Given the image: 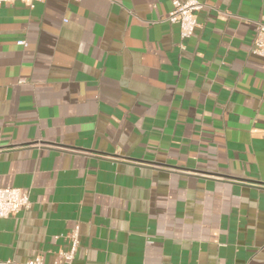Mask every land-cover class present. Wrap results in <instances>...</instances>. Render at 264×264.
<instances>
[{"label": "crops", "instance_id": "0c3cea01", "mask_svg": "<svg viewBox=\"0 0 264 264\" xmlns=\"http://www.w3.org/2000/svg\"><path fill=\"white\" fill-rule=\"evenodd\" d=\"M172 1L0 5V262L264 264V0Z\"/></svg>", "mask_w": 264, "mask_h": 264}, {"label": "built area", "instance_id": "2783aa9c", "mask_svg": "<svg viewBox=\"0 0 264 264\" xmlns=\"http://www.w3.org/2000/svg\"><path fill=\"white\" fill-rule=\"evenodd\" d=\"M42 3L45 0H0V5L12 4L15 2ZM203 6L196 0H187L183 3L174 0L172 1V10L167 17L170 24L177 25L181 40L190 38L198 28L196 13ZM24 42H19L18 45L23 46ZM253 54L264 59V25L257 26L256 37L253 42ZM29 192L27 190L6 187L0 188V219H7L15 216L21 211L29 208ZM69 250L59 252L53 264H71L74 260L75 253L78 248V228H74L68 235ZM0 264H20L11 260L0 262ZM23 264H42V259L36 257L33 260Z\"/></svg>", "mask_w": 264, "mask_h": 264}]
</instances>
